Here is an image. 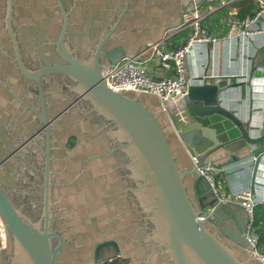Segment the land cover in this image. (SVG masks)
Returning a JSON list of instances; mask_svg holds the SVG:
<instances>
[{"label":"water","instance_id":"obj_1","mask_svg":"<svg viewBox=\"0 0 264 264\" xmlns=\"http://www.w3.org/2000/svg\"><path fill=\"white\" fill-rule=\"evenodd\" d=\"M180 20L179 0H0V146L31 128L33 81L43 109L42 79L56 73L93 106L68 119L66 136L78 142L61 161L70 166L61 190L49 193L46 179L40 219L0 185V264H263L244 239L248 214L221 202L199 168L218 172L253 157L264 123L255 135L212 83L189 86L178 114L157 93L106 85L105 69ZM99 115L112 126L113 150L89 124L104 126Z\"/></svg>","mask_w":264,"mask_h":264},{"label":"crops","instance_id":"obj_2","mask_svg":"<svg viewBox=\"0 0 264 264\" xmlns=\"http://www.w3.org/2000/svg\"><path fill=\"white\" fill-rule=\"evenodd\" d=\"M250 1L253 2L254 13L258 8L257 0H179L181 11L179 25L175 28L165 27L160 39L155 42L151 40L143 42L132 55L140 56L154 78L174 76L173 64L170 62L169 67H165L157 59H151L152 51L157 47L170 52L185 43L191 34V28L179 29L183 22L182 15L195 7L200 8L205 16L203 26L211 35L221 39L214 46L210 43L200 44L187 56L188 87L202 83L218 85V98L222 105L233 112L239 120L250 125L255 130L253 133L257 135L258 129L264 123V80L258 78L252 84L249 78L264 76V35L252 37L247 41H242L238 37L224 38L233 21L242 18V12L248 8L246 3ZM176 102L180 112L184 105L179 98ZM252 150L253 157L216 172V183L217 180L220 182L221 196L243 189H250L256 197L261 196L264 187V142L253 146ZM254 158L260 159L256 174ZM130 262L128 259L124 260L126 264Z\"/></svg>","mask_w":264,"mask_h":264},{"label":"flooded vegetation","instance_id":"obj_3","mask_svg":"<svg viewBox=\"0 0 264 264\" xmlns=\"http://www.w3.org/2000/svg\"><path fill=\"white\" fill-rule=\"evenodd\" d=\"M58 60H53L51 63H47L46 60L44 62L49 66ZM41 66L44 64L41 65L40 61L36 60L33 67L38 70ZM33 83L36 93L34 122L25 132L14 131L13 138L0 146V185L8 193L16 208L28 216L40 219L44 206L46 179L49 177L50 180L49 193L53 195L55 189L61 190L63 183L61 179L58 180L59 175L61 176V173L65 175L70 168L65 159L63 164L61 161L78 142L74 135L66 136L72 130L73 124L68 119H73L77 113V118L86 116L93 106L82 96L77 83L69 78L66 80L63 74L56 73L42 79L45 106L43 109L38 84L36 81ZM98 118L104 119V126L96 123V119L89 124L98 130L99 135H105L113 150L115 143L108 135L112 126L104 117L99 115ZM103 144V147L106 146L105 143ZM107 150H109L108 144ZM3 181L6 184H2ZM56 216L57 214H54V217ZM3 247L5 245L1 244L0 248Z\"/></svg>","mask_w":264,"mask_h":264},{"label":"built area","instance_id":"obj_4","mask_svg":"<svg viewBox=\"0 0 264 264\" xmlns=\"http://www.w3.org/2000/svg\"><path fill=\"white\" fill-rule=\"evenodd\" d=\"M257 1V10L252 14L235 19L224 37L225 39L238 37L242 41H247L252 37L264 35V0ZM182 16L183 22L179 26V29L191 28V34L186 42L170 52L154 47L151 54V59H157L165 67H169L168 64L171 62L173 64L174 76L156 79L151 75L145 62L141 60L139 55H129L103 71L106 85L112 89L123 87L157 93L162 102L175 100L183 96L188 89L186 78L187 56L198 45L210 43L214 46L221 38L211 35L203 26L202 23L205 16L202 14L200 8L195 7L191 11L184 12ZM258 78L264 80V76H251L249 81L253 84ZM256 159L254 158V160ZM199 174L205 176L212 184L214 190L219 193L218 186L216 185V171L212 167L199 168ZM220 200L225 204H234L242 207L246 211L249 223L244 235L245 242L251 248L253 255L264 264V248L260 243V237L254 226L255 209L259 205H264V187L261 190L260 197H256L250 189H243L225 196L220 195ZM201 219H204V217L202 216ZM5 234L6 230L4 226L0 227V242L2 245H5V241L3 240V237L5 239Z\"/></svg>","mask_w":264,"mask_h":264},{"label":"trees","instance_id":"obj_5","mask_svg":"<svg viewBox=\"0 0 264 264\" xmlns=\"http://www.w3.org/2000/svg\"><path fill=\"white\" fill-rule=\"evenodd\" d=\"M252 1H250L249 3H246V5H248L247 9L242 12V17L244 15H246L247 13H252ZM254 226L257 230V234L260 237V243L262 245V247L264 248V205H259L256 207L255 212H254ZM1 245V242H0ZM110 264H117V262H112ZM122 264H126V263H122Z\"/></svg>","mask_w":264,"mask_h":264},{"label":"bare ground","instance_id":"obj_6","mask_svg":"<svg viewBox=\"0 0 264 264\" xmlns=\"http://www.w3.org/2000/svg\"><path fill=\"white\" fill-rule=\"evenodd\" d=\"M108 69V68H107ZM106 70V69H105ZM104 70V71H105ZM103 73V72H102ZM160 98V97H159ZM178 99V98H177ZM177 99H175V100H168L167 102L169 103V106H170V109H171V111L172 112H179V106H178V104H177V102H176V100ZM161 100V99H160ZM161 102H162V100H161ZM163 104L165 103V102H162ZM4 226V228H5V225H4V223H3V221H2V218H1V216H0V227H3ZM3 240L5 241L4 243L6 244V234H5V239H4V237H3Z\"/></svg>","mask_w":264,"mask_h":264},{"label":"rangeland","instance_id":"obj_7","mask_svg":"<svg viewBox=\"0 0 264 264\" xmlns=\"http://www.w3.org/2000/svg\"><path fill=\"white\" fill-rule=\"evenodd\" d=\"M217 186H218V189L221 187V185H220V182L217 180Z\"/></svg>","mask_w":264,"mask_h":264}]
</instances>
